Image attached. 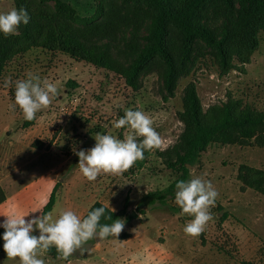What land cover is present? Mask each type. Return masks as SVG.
<instances>
[{
    "label": "rangeland",
    "instance_id": "rangeland-1",
    "mask_svg": "<svg viewBox=\"0 0 264 264\" xmlns=\"http://www.w3.org/2000/svg\"><path fill=\"white\" fill-rule=\"evenodd\" d=\"M66 1L88 20L72 19L55 7L54 0L42 4L25 0V4L27 9L42 11L40 20L45 27L64 23L89 42L108 44L116 68L127 64L126 43L131 30L141 20L140 26L147 22L144 2ZM13 8L14 0H0V13ZM228 15L221 2H213L206 5L200 19L219 32ZM140 30L144 32L143 27ZM256 38L257 46L252 49L243 35L231 37L227 66L221 65L213 50L197 41L187 63L178 68L171 95L164 89L158 60L139 75L136 89L128 86L116 70L95 67L61 52L34 49L15 61L18 67L6 76L11 77V84L4 86L6 77L0 83V187L7 197L0 204V220L4 221V215L43 208L56 182V200L50 211L54 216L58 215L57 209H65L82 217L95 201L120 212L125 198L126 213H133L147 192L167 187L179 173L151 152L142 167L134 164L122 175H100L88 181L79 170L75 153L93 147L98 132L123 139L127 128L117 129L114 122L124 116L125 109L149 115L162 140L158 150H170L184 130L179 113L190 83L195 85L206 116H210L211 108H221L225 103L264 111L263 27L257 29ZM29 72L56 83L61 92L47 109L37 113L31 125L25 126L21 109L12 105L15 82L26 79ZM241 165L264 170V146L210 144L188 166L186 181L200 177L210 181L218 192L215 206L210 209L213 218L198 237L183 232L193 217L182 213L174 193L166 205L143 206L141 215L124 221L119 240L111 235L94 238L85 245L87 251L81 254L78 250L67 260L47 254L42 258L45 264H264V195L237 178ZM38 215L39 211L30 212L25 219ZM124 233L129 237L123 238ZM32 234L39 235V230L34 229ZM0 264L20 261L8 259L4 253L0 254Z\"/></svg>",
    "mask_w": 264,
    "mask_h": 264
},
{
    "label": "trees",
    "instance_id": "trees-1",
    "mask_svg": "<svg viewBox=\"0 0 264 264\" xmlns=\"http://www.w3.org/2000/svg\"><path fill=\"white\" fill-rule=\"evenodd\" d=\"M145 4L147 18L141 32L136 26L126 43L129 60L124 66L116 68L108 44L99 45L89 42L86 38L64 23L45 24L41 22L42 11L27 9L25 0H14L17 10L25 9L30 17L27 25L21 23L17 34L4 36L0 32V83L11 71L18 67L15 61L34 49L45 52H61L71 58L85 61L95 67L116 70L124 78L125 83L133 89L138 87L139 75L158 60L161 63L160 77L167 94H173L179 66L184 67L189 60L194 44L201 41L214 51L221 65L228 64L227 44L231 37L243 35L252 49L257 46L256 31L264 28V0H142ZM55 7L70 15L72 19L88 20L80 17L76 9L66 0H54ZM221 2L228 11L227 22L219 32L201 22L202 11L208 3ZM44 3V0H39ZM50 17V15H49ZM109 32V31H108ZM141 42H138L137 39ZM11 70V71H10ZM210 116L202 112V105L196 93L195 85L190 83L184 94L183 110L179 113L184 130L179 142L170 150L160 152L158 149L144 152V159L135 162L142 167L151 152L163 158L167 168L179 173V176L167 187L147 192L140 200L136 210L127 214V198L120 212L112 211L100 201L91 204L82 218L95 207L104 206L106 211L100 224H112L116 219L123 218L130 222L141 215L143 206L149 208L166 205L168 198L173 196L177 181H186L189 167L210 144H250L264 146V111H253L245 106L240 108L235 103H225L221 108H211ZM34 121V120H33ZM33 121H25L29 126ZM237 178L248 188L264 195V170L241 165ZM58 182L54 184L48 200L42 208L41 215L50 212L56 200ZM0 187V204L6 200ZM111 217V219H108ZM225 216L222 217V220ZM4 228L0 227V254L3 250ZM123 238L129 234L124 233ZM47 255L59 256L55 247ZM248 264V263H246Z\"/></svg>",
    "mask_w": 264,
    "mask_h": 264
},
{
    "label": "clouds",
    "instance_id": "clouds-1",
    "mask_svg": "<svg viewBox=\"0 0 264 264\" xmlns=\"http://www.w3.org/2000/svg\"><path fill=\"white\" fill-rule=\"evenodd\" d=\"M29 19L25 9L13 8L0 13V32L5 37L17 34L21 23L27 25ZM10 84L11 77H6L4 86L8 87ZM60 92L61 88L56 83L41 80L39 75L29 72L26 79L15 82V103L12 107L18 106L24 120L33 121L37 113L47 109ZM153 124V119L143 111L125 109L124 116L114 122L117 129L127 128L123 139L98 132L94 136L93 147L75 153L79 158L78 167L82 175L88 181H95L100 175H122L136 161L145 158V151L161 149L162 140ZM217 197L218 192L212 183L200 177L176 182L175 202L183 214L193 217L183 227L186 235L195 238L204 231L213 218L210 209L215 206ZM37 211L40 215L25 219L30 212ZM56 211V216L53 212L41 215L42 208L19 215H4L6 218L0 227L5 230L2 238L7 258H18L20 264H45L42 257L55 247L59 253L58 258L67 260L78 250L81 254L87 251L85 245L89 240L97 237L101 240L110 235L117 239L125 225L123 219H116L110 225H101V217L106 211L104 206L93 208L83 218L72 210ZM34 229L39 230V235L32 234Z\"/></svg>",
    "mask_w": 264,
    "mask_h": 264
},
{
    "label": "crops",
    "instance_id": "crops-1",
    "mask_svg": "<svg viewBox=\"0 0 264 264\" xmlns=\"http://www.w3.org/2000/svg\"><path fill=\"white\" fill-rule=\"evenodd\" d=\"M6 200H7V198H6ZM5 203V202H4ZM0 207H1V205H0ZM111 209V208H110ZM112 210V209H111ZM5 211V210H4ZM115 211V210H114ZM6 212V211H5ZM83 216V215H82ZM3 223V221H1L0 220V224H2Z\"/></svg>",
    "mask_w": 264,
    "mask_h": 264
},
{
    "label": "water",
    "instance_id": "water-1",
    "mask_svg": "<svg viewBox=\"0 0 264 264\" xmlns=\"http://www.w3.org/2000/svg\"><path fill=\"white\" fill-rule=\"evenodd\" d=\"M187 166H189V165H187ZM96 240L98 239V237L97 238H95Z\"/></svg>",
    "mask_w": 264,
    "mask_h": 264
}]
</instances>
